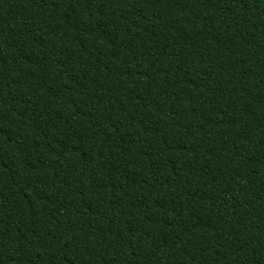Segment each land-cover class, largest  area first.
I'll return each instance as SVG.
<instances>
[{
	"label": "trees",
	"instance_id": "obj_1",
	"mask_svg": "<svg viewBox=\"0 0 264 264\" xmlns=\"http://www.w3.org/2000/svg\"><path fill=\"white\" fill-rule=\"evenodd\" d=\"M0 264H264V0H0Z\"/></svg>",
	"mask_w": 264,
	"mask_h": 264
}]
</instances>
